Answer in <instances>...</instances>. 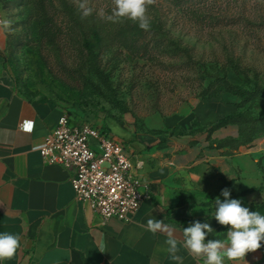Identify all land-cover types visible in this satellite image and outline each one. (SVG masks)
Listing matches in <instances>:
<instances>
[{"label": "rangeland", "instance_id": "374dc122", "mask_svg": "<svg viewBox=\"0 0 264 264\" xmlns=\"http://www.w3.org/2000/svg\"><path fill=\"white\" fill-rule=\"evenodd\" d=\"M44 1L61 32L55 43L44 36L39 0H0L3 18L11 21L6 57L22 93L58 105L76 124L130 146L140 136H158L147 131L184 136L232 113L264 115V102L242 105L227 93L205 98L199 72L188 63L190 56L210 67L234 58L264 85V0H155L147 7L150 28L136 48L114 41L124 21L98 15H111L113 0H87L93 13L74 26L63 1L78 15L81 0ZM227 72L233 84H242L231 66Z\"/></svg>", "mask_w": 264, "mask_h": 264}, {"label": "crops", "instance_id": "0c3cea01", "mask_svg": "<svg viewBox=\"0 0 264 264\" xmlns=\"http://www.w3.org/2000/svg\"><path fill=\"white\" fill-rule=\"evenodd\" d=\"M7 34L0 26V233L19 234L21 246L0 264H178L163 250L166 236L146 230L148 219L172 225L178 238L194 221L209 223L214 231L206 241H226L230 226L214 218L215 200L224 199V188L243 207L264 214V136L237 149L218 147L217 142L239 135L237 126H227L210 139L204 131L145 135L134 145L126 143L133 162L142 163L138 174L149 185L150 197L130 222L103 221L76 199L72 172L41 156L64 111L20 93L6 62ZM24 122L33 123V130L24 131ZM261 243L245 260L225 259L224 264H264ZM178 247L183 264H203L182 244Z\"/></svg>", "mask_w": 264, "mask_h": 264}, {"label": "built area", "instance_id": "2783aa9c", "mask_svg": "<svg viewBox=\"0 0 264 264\" xmlns=\"http://www.w3.org/2000/svg\"><path fill=\"white\" fill-rule=\"evenodd\" d=\"M22 129L32 131L33 123L24 122ZM40 153L47 164L72 172L76 199L103 221L130 222L150 197L149 185L138 174L142 163L133 162L124 141L98 127L73 125L64 115Z\"/></svg>", "mask_w": 264, "mask_h": 264}, {"label": "clouds", "instance_id": "9594fccd", "mask_svg": "<svg viewBox=\"0 0 264 264\" xmlns=\"http://www.w3.org/2000/svg\"><path fill=\"white\" fill-rule=\"evenodd\" d=\"M114 7L111 15L105 16L103 11L98 15L108 21L119 22L128 19L137 22L139 27L144 30L150 28L147 7L155 3V0H113ZM81 16L92 15L93 8L88 6L87 0L78 3ZM11 21L0 19V26L10 29ZM230 178V177H229ZM231 179V178H230ZM221 200H215V220L222 226H230L227 231V240L210 239L206 241V236L214 230L209 223L200 221L192 222L188 227L183 228L181 237L176 235V229L164 220L150 218L146 223V230L153 234L166 236V251L171 260L183 264V257L177 253L180 251L178 244H182L188 254L197 260L203 259V264H224L228 261H242L248 253L256 252L262 247L264 241V214L259 211H250L243 207L241 200L231 199L230 190H221ZM21 236L19 234L0 233V261L12 259L21 246ZM100 252H105L103 245Z\"/></svg>", "mask_w": 264, "mask_h": 264}, {"label": "trees", "instance_id": "16d2710c", "mask_svg": "<svg viewBox=\"0 0 264 264\" xmlns=\"http://www.w3.org/2000/svg\"><path fill=\"white\" fill-rule=\"evenodd\" d=\"M179 2L181 1H177V4H179ZM63 5H65L66 19L70 21L69 24L73 26L83 24L82 21L84 20V17L82 18L81 13L77 15L67 1H63ZM38 14L46 24L44 36H46L51 42L55 43L60 37L61 32L58 30L56 16L52 14L50 8L44 0H39ZM30 18L31 16L27 17L26 20L29 21ZM122 21H124L121 24L122 26H120L118 31H116L114 34V41H117L120 45H123L127 48H136V44L142 40L144 41L146 38L145 30L141 29L137 22H133L126 18L122 19ZM94 32L96 38L100 39L101 28L99 30H95ZM85 42L89 43L88 40ZM10 43V35L7 34V47L10 46ZM143 50L146 51L147 46H145ZM176 50L179 53L190 54L188 49ZM189 59L190 60L188 63L199 72L198 78L200 83L202 86H205L203 89V96L205 98H218L221 93H227L242 98V105H246L248 103L252 104L256 102H264V85L259 81V78L256 75L254 78H252L249 69L243 67L237 59L230 58L227 64L225 63L222 66L211 65V67L207 66L205 63H199L193 60L191 56ZM6 62L9 63L7 57ZM228 66H231L233 70L240 76L242 79V84H233L229 80L227 72ZM96 69L99 74H104L103 70L99 67H96ZM20 93L29 100H33L21 91ZM227 126H237L239 128V135L237 138H229L224 141L217 142L218 147L228 146L237 149L242 146H248L258 138L264 136V115L253 116L248 113H232L222 119H219L215 123L211 124L208 128L192 130L187 132V134L206 131L208 132V138L210 139L211 135L215 131ZM147 133L155 135L161 134L158 131H147Z\"/></svg>", "mask_w": 264, "mask_h": 264}]
</instances>
